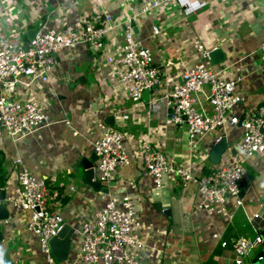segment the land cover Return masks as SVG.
Listing matches in <instances>:
<instances>
[{
  "label": "crops",
  "instance_id": "obj_1",
  "mask_svg": "<svg viewBox=\"0 0 264 264\" xmlns=\"http://www.w3.org/2000/svg\"><path fill=\"white\" fill-rule=\"evenodd\" d=\"M140 3L0 0V41L24 44L30 28L78 27L81 18L94 20L105 12L120 24L106 36L102 52H93L85 43L64 50L55 55L49 81L32 82L29 87L21 84L12 93L18 99H38L50 123L17 139L0 127V190H4L3 201L10 208L9 218L0 220V264H47L37 236L27 228L29 211L11 200L19 195L17 158L45 180L50 192L58 194L60 214L72 228L91 217L113 195L138 196L142 235L162 252L158 259L145 255L146 264H202L210 257L217 264H234L232 249L221 242L239 235L253 238L263 227L264 219L248 220V215L255 212L264 216L262 161L257 166L248 164L240 188L243 204L232 221L200 206L195 182L184 186L175 176L164 174L161 186L156 187L138 150L133 148L134 139L128 140L130 162L116 168L111 184L102 181L108 184V192L84 182L81 161L94 153L91 139L98 135L97 124H109L110 116L112 125L126 135L148 138L170 160L191 165L196 175L216 165L209 159L213 135L190 140L184 124L166 121L171 108L165 103L161 102L154 112L148 113L146 108L150 100L160 98L179 80L182 66L189 67L197 59L189 46L193 34L207 47L223 49L225 60L220 66L226 68L222 73L242 76L236 88L241 100L234 107L235 114L247 115L264 103V0H176L175 8L163 4L145 15H139ZM124 22L132 25L134 38L153 52L157 83L142 97L144 105L134 104L120 91L117 77L121 65L118 59H107L117 54ZM152 24L160 28L157 35L152 34ZM26 79L22 77L24 82ZM200 101L210 109L203 95ZM241 133L239 124L224 129L223 136L231 143L230 150L225 151L233 152ZM76 243L72 236L66 260L55 264H81L74 261ZM253 262L250 256L243 264Z\"/></svg>",
  "mask_w": 264,
  "mask_h": 264
},
{
  "label": "built area",
  "instance_id": "obj_2",
  "mask_svg": "<svg viewBox=\"0 0 264 264\" xmlns=\"http://www.w3.org/2000/svg\"><path fill=\"white\" fill-rule=\"evenodd\" d=\"M147 1L143 4L141 0L139 15L159 9L163 4L176 6V0ZM119 25L111 14L105 12L94 20L81 18L78 27L73 24L42 26L28 47L15 41H0V127L17 139L48 125L50 122L44 104L33 97L14 98L12 93L16 87L49 81L55 55L80 43L87 44L95 53L102 52L106 36ZM123 27L117 54H110L107 59H118L121 65L117 77L120 91L134 104L144 105L142 92L157 83L153 52L134 38L129 22H124ZM159 31L158 24H152V34L157 35ZM194 46L198 51L197 59L191 66L181 67L179 80L160 98L150 100L147 112H154L160 109L161 102L165 103L171 108L166 121L184 124L190 140L210 134L215 143L224 137L227 126L239 124L242 133L234 152L225 151L213 168L196 175L191 165L182 166L170 160L148 138L135 139L104 122L97 124L98 135L91 139V146L98 159L99 179L108 183L118 166L130 162L128 140H136L133 148L138 150L156 187L161 186L164 174L175 176L184 186L195 182L200 206L209 213L220 214L232 221L235 211L243 204L240 188L248 164L257 166L264 162V103L247 115L235 114L234 107L241 100L236 88L242 76L222 73L226 67L211 62L208 56L210 47L198 37ZM22 77L27 78L25 82ZM201 95L210 109L201 104ZM15 163L19 164L16 176L19 195L11 200L15 206L29 211L27 228L37 236L39 250L46 263L55 264L49 241L64 225L58 209V194L50 192L45 180L36 176L20 158L15 159ZM140 211L138 196H111L91 217L73 228L72 236L77 240L74 261L81 264H146L145 255L158 259L162 255L161 250L142 235ZM256 218L263 220L264 216L256 212L248 215L252 222ZM214 236L217 237L216 234ZM221 244L232 249L234 264H243L259 250L261 253L254 261L264 259V236L261 233L253 238L233 236Z\"/></svg>",
  "mask_w": 264,
  "mask_h": 264
},
{
  "label": "water",
  "instance_id": "obj_3",
  "mask_svg": "<svg viewBox=\"0 0 264 264\" xmlns=\"http://www.w3.org/2000/svg\"><path fill=\"white\" fill-rule=\"evenodd\" d=\"M40 28L39 26L30 28L27 30V42H24V46L28 47L29 42L34 39L35 33ZM208 56L212 63L219 64L225 60V54L222 48L213 47L209 49ZM149 89H145L142 92V97L146 96ZM109 125H112V117L110 116L107 120ZM231 143L226 140V137H222L220 140L216 141L210 151H209V159L212 162H218L221 154L230 147ZM234 152V149H233ZM97 159V155L92 153L89 158H84L81 161V168L83 173V180L87 184L91 185L93 188L108 192V184H111L112 181L108 182V184H103V182L99 179V171L96 167L95 160ZM5 192L4 190H0V220L8 219L10 215V208L7 204L4 203ZM73 228L64 223L63 227L59 230V232L53 236L49 243L52 254L54 255L56 261L58 263H63L69 253L71 237H72ZM2 239V233L0 231V241ZM252 252H249L251 254ZM253 264H264V259L259 261H254Z\"/></svg>",
  "mask_w": 264,
  "mask_h": 264
},
{
  "label": "rangeland",
  "instance_id": "obj_4",
  "mask_svg": "<svg viewBox=\"0 0 264 264\" xmlns=\"http://www.w3.org/2000/svg\"><path fill=\"white\" fill-rule=\"evenodd\" d=\"M100 2H102V3H104V0H100ZM148 1L147 0H145V3H147ZM171 8H175V7H171ZM138 10H140V6L138 7ZM155 11V9H151L149 12H151V13H153ZM148 13V12H147ZM174 13H177V11L175 10L174 11ZM146 13H144L143 15H145ZM195 35L193 34V36H191V40H190V42H189V46L192 48H194V51L198 54V51L196 50V48H195V46H194V41H195ZM202 43H204L203 41H202ZM205 45V44H204ZM220 64L221 63H219V64H216V65H218V66H220ZM74 256H75V252H74ZM57 262V261H56Z\"/></svg>",
  "mask_w": 264,
  "mask_h": 264
},
{
  "label": "trees",
  "instance_id": "obj_5",
  "mask_svg": "<svg viewBox=\"0 0 264 264\" xmlns=\"http://www.w3.org/2000/svg\"><path fill=\"white\" fill-rule=\"evenodd\" d=\"M263 236H264V225L263 227L260 229V232ZM261 253V251L259 250L257 253H255L254 255H252L251 259L254 261L257 256ZM202 264H217L216 260L213 257H210L209 259H207L205 261V263Z\"/></svg>",
  "mask_w": 264,
  "mask_h": 264
},
{
  "label": "clouds",
  "instance_id": "obj_6",
  "mask_svg": "<svg viewBox=\"0 0 264 264\" xmlns=\"http://www.w3.org/2000/svg\"><path fill=\"white\" fill-rule=\"evenodd\" d=\"M214 144V143H213Z\"/></svg>",
  "mask_w": 264,
  "mask_h": 264
}]
</instances>
